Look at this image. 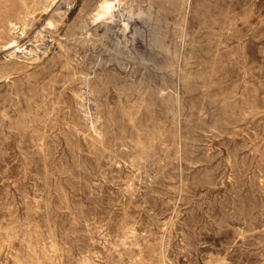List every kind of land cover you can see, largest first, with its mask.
<instances>
[{"label": "rangeland", "instance_id": "rangeland-1", "mask_svg": "<svg viewBox=\"0 0 264 264\" xmlns=\"http://www.w3.org/2000/svg\"><path fill=\"white\" fill-rule=\"evenodd\" d=\"M0 264H264V0H0Z\"/></svg>", "mask_w": 264, "mask_h": 264}, {"label": "bare ground", "instance_id": "bare-ground-1", "mask_svg": "<svg viewBox=\"0 0 264 264\" xmlns=\"http://www.w3.org/2000/svg\"><path fill=\"white\" fill-rule=\"evenodd\" d=\"M105 7H106V10L109 11V14H108V13H105V12L101 13L100 16L98 15L100 19H103V18H105V17L111 16V15L113 14V12L115 11V9H116V3L107 4ZM65 24H66V23H65ZM10 29H11V30H15V25L11 24V25H10ZM124 32H125V31H124ZM122 33H123V32H122ZM11 48L16 49V51H17L18 53L21 52V50L19 49V46L17 45L16 42H13V43L11 44ZM254 111H255V110H254Z\"/></svg>", "mask_w": 264, "mask_h": 264}]
</instances>
